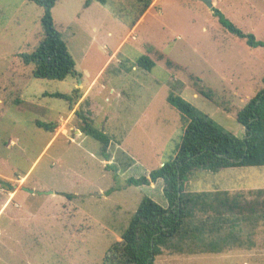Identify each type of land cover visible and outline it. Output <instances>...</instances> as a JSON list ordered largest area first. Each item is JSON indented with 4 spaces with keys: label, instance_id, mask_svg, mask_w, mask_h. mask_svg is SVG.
<instances>
[{
    "label": "rangeland",
    "instance_id": "1",
    "mask_svg": "<svg viewBox=\"0 0 264 264\" xmlns=\"http://www.w3.org/2000/svg\"><path fill=\"white\" fill-rule=\"evenodd\" d=\"M145 1L58 0L54 26L77 74L57 81L34 78L18 56L43 39L42 9L0 0V264H100L143 197L167 207L161 180L135 187L126 179L148 178L173 159L186 123L166 102L169 93L244 136L236 114L262 87L264 47L225 31L212 9L262 42L264 0H211V10L198 0H149L140 15ZM142 56L153 61L150 71L135 66ZM79 111L110 138L107 161L100 143L81 133ZM188 188L253 200L264 167L196 169ZM243 226L241 248L163 250L153 264H264V221Z\"/></svg>",
    "mask_w": 264,
    "mask_h": 264
},
{
    "label": "trees",
    "instance_id": "2",
    "mask_svg": "<svg viewBox=\"0 0 264 264\" xmlns=\"http://www.w3.org/2000/svg\"><path fill=\"white\" fill-rule=\"evenodd\" d=\"M28 1L42 9L40 24L43 39L31 53L18 55L22 63L32 65V76L38 79L63 81L68 76H76L75 63L53 22L52 8L58 0ZM96 1L102 5L106 3L105 0ZM88 4L89 1L86 2ZM149 6L150 1L146 0L140 15ZM212 12L225 31L244 40L247 46L264 47V41L258 42L252 34L243 33L218 9L213 8ZM135 66L150 71L154 63L142 56L136 60ZM261 83V89L236 114L237 123L244 128L241 138L222 130L182 97L169 93L166 102L186 123L176 153L172 160L151 171L148 178L126 179L128 185L135 187L161 180L162 196L167 207L163 208L149 197H143L120 241L108 247L100 264H153L163 250L220 253L243 247V225H257L264 221V199L260 200L264 189L250 191L248 195L254 197L253 200H247L240 192L218 189L194 192L188 188V177L196 169L217 172L227 168L264 167V73ZM200 94L209 96L202 90ZM48 96L70 104L75 98L61 93ZM76 115L81 120V133L100 143L101 156L107 161L110 138L93 128L82 111ZM36 125L47 131L56 128L55 124Z\"/></svg>",
    "mask_w": 264,
    "mask_h": 264
},
{
    "label": "water",
    "instance_id": "3",
    "mask_svg": "<svg viewBox=\"0 0 264 264\" xmlns=\"http://www.w3.org/2000/svg\"><path fill=\"white\" fill-rule=\"evenodd\" d=\"M198 1H201L210 10L213 8L211 0H198ZM24 190H26V189H24Z\"/></svg>",
    "mask_w": 264,
    "mask_h": 264
},
{
    "label": "crops",
    "instance_id": "4",
    "mask_svg": "<svg viewBox=\"0 0 264 264\" xmlns=\"http://www.w3.org/2000/svg\"><path fill=\"white\" fill-rule=\"evenodd\" d=\"M52 9H53V8H52ZM55 129H56V128H55ZM55 129H54L53 131H55ZM56 133H57V132H56ZM18 181H19L20 183H23V181H24V177L20 178ZM20 188H21V187H20ZM13 193H14V192H11V193L9 194L8 197L11 198L12 195H13ZM9 198H8V199H9Z\"/></svg>",
    "mask_w": 264,
    "mask_h": 264
}]
</instances>
